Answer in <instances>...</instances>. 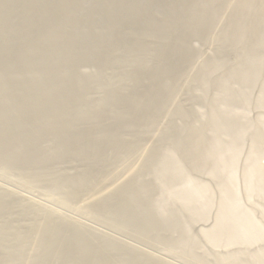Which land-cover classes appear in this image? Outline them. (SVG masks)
Returning <instances> with one entry per match:
<instances>
[{"label":"rangeland","instance_id":"rangeland-1","mask_svg":"<svg viewBox=\"0 0 264 264\" xmlns=\"http://www.w3.org/2000/svg\"><path fill=\"white\" fill-rule=\"evenodd\" d=\"M104 3L98 0L94 7ZM186 3L191 5L194 0ZM91 5V0L79 4L74 0H0V137L5 133L13 139L7 136L8 143L5 137L0 138V264H128L131 258L137 262L131 259L129 264H242L236 258L239 255L247 261L244 264H264L252 259L264 251V241L251 245L247 237L239 242H230L223 235L210 238L222 214L234 205L230 202L228 208H220L225 194L220 183L225 179V170L212 177L209 172L215 163L192 166L181 157L179 163L184 170L180 177L169 174L158 179L157 164L164 158L166 164L170 163V152L189 148L175 142L185 137L175 132L182 125L179 117L159 110L148 116L157 122L153 132L133 138L129 125L124 124L120 135L113 138L117 133L109 125L119 123L115 119L129 111L124 99L132 96L133 89L143 93L151 87L145 85L144 89L132 81L138 68L166 71L170 60L176 58L166 52L168 62H160L161 43L149 34L140 44L128 42L133 53L104 42L77 51L74 46L78 48L83 33L94 42L105 31H113L111 22L104 21L108 20L107 11L103 9L104 13L95 15ZM60 16L63 20H58ZM229 18L224 15L217 19L207 40L188 39V45L195 48V56L190 57H196L192 60L198 61L197 65L224 49L226 54L221 60L205 68L182 69L170 81L173 85L167 86L166 80L160 79L151 89L164 90V100L174 98L176 106L188 113L197 126L207 120L211 100L222 96V83L228 90L241 89L236 99L218 101L216 108L231 109L235 121L249 123L240 153L232 151L238 152V162L233 167L237 172L236 201L239 210L250 213L264 231V198L256 189L247 188L244 178L248 158L255 154L252 136L264 124V105H257L264 91V50H252L258 38L254 33L245 36L241 44L227 47L214 34ZM51 19L57 20L55 25L49 23ZM257 20L249 19L245 26L253 28ZM235 25L230 23V27ZM117 29L122 34L131 32L127 24ZM97 48L104 49L105 57L96 54ZM255 56L260 57L258 64L250 67ZM189 61L186 64H191ZM243 69L249 70L247 78L235 76ZM210 72L211 87L206 99L199 90L205 84L201 79ZM254 76L258 79L251 84ZM52 77L56 92L52 87L41 88ZM34 91H43L42 97L32 100L29 94ZM44 98L58 110L49 133L37 135L28 130V112L34 114L42 108ZM8 109H15L14 119L20 120V125L14 121L4 126L3 122L8 121L3 114ZM98 111L104 116H98L100 129L94 132L93 139L109 137L130 145L121 150L106 149L95 157H76L68 151L76 139L74 135L86 131L90 126L88 116ZM77 116L83 121H76ZM41 117L38 129L50 126L48 116ZM209 127L201 130L207 135ZM69 129L71 137H58L57 130L66 133ZM262 141L257 140V144ZM198 150L201 153L200 147ZM263 158L264 154L260 156ZM188 181L205 190L204 199L191 212L185 211L183 202L172 203L168 196L174 190L188 191ZM164 204L159 224L154 225L158 222L155 220L151 227L147 226L149 213L143 210L151 208L159 214ZM205 205L206 214L198 217ZM171 218L179 223H170Z\"/></svg>","mask_w":264,"mask_h":264},{"label":"bare ground","instance_id":"bare-ground-1","mask_svg":"<svg viewBox=\"0 0 264 264\" xmlns=\"http://www.w3.org/2000/svg\"><path fill=\"white\" fill-rule=\"evenodd\" d=\"M74 1L76 4H79L82 0ZM91 1V7L95 9L93 12L95 15L104 13L102 12L103 9L107 11L106 17L108 20L104 21L111 22L113 31H105L100 35L101 37L98 41L94 42L88 37V34L83 33L82 38L78 41L80 42L78 48L74 46L77 51L78 49H82L83 46L91 45L92 43L99 45L100 42H104V45L120 46L125 48L128 53H133L134 50L128 47V42L135 41V43L140 44L143 42V37L146 36L145 34H149L150 38L155 40L159 39L158 43H161V46H159L160 62H168L166 52H171V56L176 58L175 60H170V68L166 71L139 67L137 71L138 73L133 76L132 81L137 85H142L144 89L145 85H151V87L156 85L155 82L160 79L166 80L165 83L167 86L173 85L170 81L175 75L179 74L182 69L190 67L197 69L205 68L221 60L224 54H226L224 49L223 51L209 55L205 60H202L201 64L197 65L198 61L194 62V60H192L196 59V57H190L191 55L195 56V48L188 45V39H194L199 42H202L205 39L207 40L206 36L210 35L213 23L224 15H229L230 18L218 26L217 32H215L214 35L220 36L227 47H235L241 44L244 42L245 36H252L253 34L251 33H254L258 38L252 44V50H264V0H194V3L191 5H187L186 2H188V0H105V3L108 1L110 4L106 6L104 3L103 6H99L98 8L94 7L98 0ZM49 6L50 4H46V7ZM61 18L62 17L60 16V19L58 20H63ZM253 18H258L255 26L253 28L252 26L247 28L245 26L246 22ZM55 21L57 20L53 21L51 19L49 20V23L55 25ZM232 22L237 25L230 27V23L232 24ZM122 24H127L128 27H131V32L129 34H122V31L117 29L118 26H121ZM25 37H27V40H32L29 38V35H25ZM65 49L70 50V48ZM103 50V48H97L96 54L100 57H102V55L104 56L105 53L103 54ZM139 52L142 53V50H139ZM190 58L191 61H189ZM187 59L191 64H186ZM259 59V56H255L251 60L252 63L250 64V67L256 66ZM22 68L23 67H19V69ZM241 71L242 73L235 76H245L247 78L248 75L246 74L249 70L243 69ZM35 76H40L37 71ZM211 76L212 72L201 79L205 84L202 85L199 91H201V95H204L206 99L207 91L211 87L209 83ZM54 79L55 77H52L50 82L41 88L52 87L54 91ZM257 79L258 76H254L250 83L254 84ZM78 82L79 81H75L74 83ZM206 82L208 83L206 84ZM221 85L222 90L219 95L222 96H217L214 100H211L207 111L208 118L205 122H202L200 126H197L196 122H191L190 115L176 106L174 98H166L164 100L162 95L165 91L162 90L156 92L155 87L153 89L150 87L148 91L143 93L137 92L133 89L132 96L124 99V104L129 109L127 113L131 112V114L125 112L123 117L115 119L119 120V123H112L109 126H112L113 130L117 133L113 138L120 135L119 129L123 127L124 124L129 125L133 138H138L140 134L148 135V133L154 131L153 128H156L157 122L150 121L148 116L156 115L159 110H168L167 113L169 115L172 116L173 114L174 116L179 117L182 125L175 129V132L177 133V136L183 134L185 137L175 139V142L178 145H182L181 147L189 145V148H180L177 149V151H174V153L170 152V163L166 164V159H162L160 163L157 164L160 168L158 179H164L169 174L175 178L180 177L184 170L179 163L181 162V157L185 158L188 161V164L192 166H204L210 163H215L216 167L209 172L212 177L219 176L222 171L225 170V179L220 183V189L225 192L220 208H228L230 202H234V205L222 214V218L217 224V229L210 233V238L212 239L215 236L223 235L230 242H239L247 237L250 239L247 243L252 245L264 241V231L253 221L250 213H245L239 210L236 201L237 172L236 169L233 168L238 162L236 155L238 152L240 153L239 146L245 141L243 139V134L245 127H247L249 123L246 121H235L231 109L222 110L221 108H216L218 101L225 100L232 102V100L236 99L241 93V89L228 90L224 83ZM170 90L177 93L179 92L174 89ZM262 94V99L257 104L258 106L264 105V91ZM42 95L43 91H34L29 94V97L32 100H37L42 97ZM198 98L199 97H195V99ZM53 102L56 104L55 101ZM57 110L58 106H54L51 102L45 101L44 98V106L42 108L36 109L34 114L28 112V115L30 116V119L28 118L29 120L27 121L29 125L26 124L27 127L29 126L28 130L30 129L37 135L38 133H49L47 131L51 130L54 126L53 120L56 119L54 114ZM43 114L48 116L47 125L50 124V126H46L45 129H38V121L42 118L41 116ZM15 115V109H8V111H5L3 118L8 122L4 121V126L15 122L20 125V120L15 121ZM98 116H104V113L98 111L95 114L88 116L90 126H88L86 131L81 132L79 135H74L76 139H74V144L68 148V151L70 153L73 152L76 157H95L106 149L115 151L121 150L130 145L129 142H117L114 139H109V137H101L97 140L93 139L92 135L94 132L100 129L98 120L101 118ZM76 121H83V117L77 116ZM84 121H86V119H84ZM206 125L210 126L207 135L201 130V128H205ZM106 126L107 125L104 127ZM66 133L57 130V134H59L58 137H61L62 139H67L73 134L71 129ZM7 136L11 138V134L7 135L5 133L1 134L2 138H0L3 140L4 137L6 140L10 139ZM260 139H264V124L257 129L252 136L255 154L248 158L249 163L244 178L246 187L256 189L258 195H262L264 198V158L260 159V156L264 154V141H262L261 144H257V140ZM12 140L13 139L11 138L10 141ZM7 142L9 143L8 140ZM7 142L6 144H8ZM1 143L2 142H0V144ZM197 146L200 147L202 154L199 153ZM236 150H238L237 154H233L232 151ZM226 166H228L227 169ZM187 185H190L188 191L174 190L172 193H169L168 196L172 203H175L176 201L183 202L185 211L191 212L192 209L204 199L205 190L189 181L187 182ZM232 186L235 187L233 191L230 189ZM165 205L166 204L159 207V211H157L159 214H156L151 208L143 210L142 213H149L148 218L146 219L147 226L149 225V227H151L150 225L154 224L153 222L155 220H158V222L156 221L154 225L157 223L159 224L160 218H162L161 215L165 210ZM207 210L208 205H205L198 211L197 216L203 217ZM174 215L178 218L180 217L176 213H174ZM171 219L173 220L170 223L174 225L179 223L178 219ZM236 258L238 261H241L242 264L247 262L242 259V255H239ZM131 259L130 260L133 263L135 261L137 262V260H133V258ZM252 259H255L257 262L264 261V251L260 254L254 255Z\"/></svg>","mask_w":264,"mask_h":264}]
</instances>
